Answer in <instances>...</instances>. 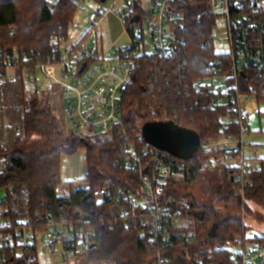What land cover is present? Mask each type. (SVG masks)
<instances>
[{
    "label": "built area",
    "instance_id": "1",
    "mask_svg": "<svg viewBox=\"0 0 264 264\" xmlns=\"http://www.w3.org/2000/svg\"><path fill=\"white\" fill-rule=\"evenodd\" d=\"M119 1V9H109L105 14L99 9L91 11V28L76 43L69 42L64 33H52L51 50L36 67L31 66L26 51L0 47V173L8 166L3 152L9 146L11 132H22L4 115L1 94L5 85L23 79L34 86L36 98L48 100L65 131L117 140L119 157L115 165L137 176L139 185L133 184L137 193L107 184L93 190L92 197L106 203L110 221L135 224L154 243L165 245L170 241L171 228L181 217V211L171 205L169 178L181 173L192 175L197 168L210 171L225 167L232 172L235 191L244 196L248 176L263 159L258 144L248 137L253 120L246 104L258 102V93L264 92V0H193L217 18L211 31L215 42L219 26L225 28L232 67L230 74L197 79L195 87L215 94L217 104L227 107L219 118L221 126L237 131L219 139L201 140L189 159L147 142L143 136L145 122H135L136 116L130 115L124 105L139 59L148 55L171 59L185 44V25L176 6L184 0H151L145 8L143 26H135L133 33L125 25V18L133 13L136 0H116L113 7ZM108 14L125 26L129 40L126 46L117 48L102 41L99 26ZM247 73L260 85L250 83L246 88L250 90L244 91L241 77L247 78ZM39 74L47 84L40 82ZM249 239L244 247H238L239 251H233L235 261L264 264V241L258 235ZM94 243L93 233L82 223L78 225L63 216L37 213L27 219L11 218L0 197V264H81ZM156 264L172 262L160 252Z\"/></svg>",
    "mask_w": 264,
    "mask_h": 264
},
{
    "label": "trees",
    "instance_id": "2",
    "mask_svg": "<svg viewBox=\"0 0 264 264\" xmlns=\"http://www.w3.org/2000/svg\"><path fill=\"white\" fill-rule=\"evenodd\" d=\"M176 6L185 25V44L171 59L152 55L139 59L124 96L125 109L136 116L135 122H172L179 128L196 131L202 141L222 138L232 130L237 131L223 128L219 122L227 107L217 104L214 93L197 89L195 82L210 75L230 74V55L215 51L211 31L217 18L208 14L205 6L193 0L177 2ZM78 9L73 0H0V47L26 51L31 66L36 67L51 50L52 33L69 37ZM145 14L141 0H136L133 13L125 18L130 33L135 26H143ZM31 52L34 56H30ZM249 73L247 78L241 77L244 91L250 90H246L250 83L260 85ZM4 87L1 94L4 115L12 126L22 129L21 133L11 132L9 146L3 152L8 166L0 173V193L5 191L2 202L11 218L52 213L55 218L63 216L78 225L82 223L93 233L95 243L80 260L81 264H156L160 252L172 264H238L231 247H244L250 240L244 222L224 214L214 204L207 206L194 201L187 205L181 197L182 184L196 182L206 170L197 168L192 175L181 173L168 179L172 207L181 211L180 218L191 220L180 226L179 218L178 224L171 228L170 241L165 245L154 243L137 225L110 221L106 203L92 197L93 190L107 184L137 193L133 186L139 185L137 176L115 165L119 157L117 140L65 131L48 100L36 98L28 81L22 79ZM258 102L264 103V92L258 93ZM81 148L86 155L88 172L84 180L88 187L60 196L63 155L75 154ZM219 176L227 177L230 186L235 187L229 169L210 172L212 179ZM248 177L244 196L238 195L234 188L226 204L239 200L244 205L251 202L264 208V158ZM260 238L264 241V235ZM197 255L201 257L199 261L195 259Z\"/></svg>",
    "mask_w": 264,
    "mask_h": 264
},
{
    "label": "rangeland",
    "instance_id": "3",
    "mask_svg": "<svg viewBox=\"0 0 264 264\" xmlns=\"http://www.w3.org/2000/svg\"><path fill=\"white\" fill-rule=\"evenodd\" d=\"M55 1V0H52ZM116 0H79L77 3L79 9L77 11L74 25L71 27L69 34V42L76 43L90 28V15L91 11L98 10L105 14L109 9L115 10L122 6V1L113 7ZM151 0H142L143 6L146 8ZM100 34L103 35L105 45H115L117 48L126 46L129 43L127 35L125 33V26L122 21L114 18V15L108 14L102 24L99 26ZM148 51L151 50L150 41L147 42ZM215 51L218 53L229 52V43L226 36L224 27L218 28V39L215 43ZM39 80L42 84H47V80L39 74ZM28 83H30L28 81ZM31 86H33L31 84ZM34 87V86H33ZM261 113L252 116V127L254 131L262 130L264 132V103L259 104ZM249 138L252 141L259 142L264 145V136ZM263 157V154H262ZM264 158V157H263ZM62 181L63 185L58 188V194L60 196H67L74 190H79L88 187V183L85 182L87 176V164L85 150L77 151L72 155H63L62 159ZM221 170V169H220ZM212 171V170H211ZM207 171L204 175L196 180L194 183L185 182L182 184L181 197L185 204L189 205L194 201H198L204 205L214 204L216 207L231 217H237L241 219L246 225V234L248 238H255L256 235H264V208L256 205L255 203H246L251 211H248L247 207L243 204V201L234 200L233 202L226 204V200L229 194L233 193L234 188L230 186L229 179L225 176L216 177L212 179L210 172ZM73 185V187H72ZM236 192V191H235ZM5 195V191L0 193V197ZM189 218H180V226L190 223ZM188 232H192L191 229ZM231 249L235 252L239 251L237 246H232Z\"/></svg>",
    "mask_w": 264,
    "mask_h": 264
},
{
    "label": "water",
    "instance_id": "4",
    "mask_svg": "<svg viewBox=\"0 0 264 264\" xmlns=\"http://www.w3.org/2000/svg\"><path fill=\"white\" fill-rule=\"evenodd\" d=\"M143 136L150 144L156 145L161 150L172 152L183 159L192 158L201 141L196 131L179 128L172 122L145 123Z\"/></svg>",
    "mask_w": 264,
    "mask_h": 264
},
{
    "label": "crops",
    "instance_id": "5",
    "mask_svg": "<svg viewBox=\"0 0 264 264\" xmlns=\"http://www.w3.org/2000/svg\"><path fill=\"white\" fill-rule=\"evenodd\" d=\"M104 1V0H103ZM115 18V17H114ZM118 20V19H117ZM101 36H102V41H104L103 39H104V37H103V35L101 34ZM104 43H106L105 41H104ZM259 104L260 103H258V102H250V103H247L246 104V106L250 109L251 108V119H252V116H254L255 114H259V113H261V108H260V106H259ZM252 123H253V121H252ZM252 123H251V131L249 132V134H248V137L249 138H254L255 140H257V138L256 137H259V136H264V132L262 131V130H256V131H254V129H253V127H252ZM257 144H258V148H260V150H261V153L263 154V157H264V145L263 144H260L259 142H256Z\"/></svg>",
    "mask_w": 264,
    "mask_h": 264
}]
</instances>
